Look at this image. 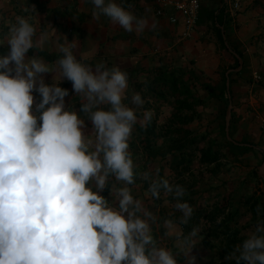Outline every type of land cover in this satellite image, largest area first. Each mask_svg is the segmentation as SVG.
Instances as JSON below:
<instances>
[{
    "label": "clouds",
    "instance_id": "obj_1",
    "mask_svg": "<svg viewBox=\"0 0 264 264\" xmlns=\"http://www.w3.org/2000/svg\"><path fill=\"white\" fill-rule=\"evenodd\" d=\"M90 2L96 20L107 17L128 32L147 26L118 0ZM45 41L23 15L0 40V264H179L181 254L195 264L189 253L197 232L176 233L181 253L160 246L152 230L155 215L133 195L137 173L129 141L138 117L126 103L127 73L104 62L83 63L75 40L60 45L55 65L29 55ZM46 73H55L51 84ZM65 78L80 97L79 112L65 106ZM131 104L143 106L140 93L132 94ZM151 117L144 112L145 122ZM142 178L152 198L162 191L174 196L187 224L193 208L183 201V186L158 171ZM105 189L112 201L101 194ZM231 256L236 264H264V220Z\"/></svg>",
    "mask_w": 264,
    "mask_h": 264
},
{
    "label": "crops",
    "instance_id": "obj_2",
    "mask_svg": "<svg viewBox=\"0 0 264 264\" xmlns=\"http://www.w3.org/2000/svg\"><path fill=\"white\" fill-rule=\"evenodd\" d=\"M174 1L176 0H118L136 17L147 21V26L140 33L128 32L107 17L94 19V6L90 0L56 2L58 23L61 27H70V31H75L66 37L58 35L57 40L61 44L75 40L77 48L74 52L80 60L94 59L93 62L97 64L104 62L106 66H118L125 72L134 73L135 68L146 72L200 60L203 62L201 68L204 72L212 75L219 70L217 67L220 55L217 49L222 45L219 38L221 30L224 39L228 34L231 44L245 53L247 62L243 77L235 82V86L240 88L234 90L232 112L245 136L254 140L264 139V0H224L227 6L225 12L228 13L226 25L218 23L226 19L223 0H202L196 28L188 37L183 36L185 19L174 9ZM235 1L240 3V9L234 13L231 6ZM202 7L217 11V15H203ZM161 8L163 12L159 14L158 10ZM173 14L178 15L176 23L169 19ZM136 186L143 190L142 194H139L140 191L133 194L135 198L144 200L145 205L151 203L158 207V211L153 212L156 221L152 224L157 243L174 253H181L176 233H183L182 230L174 220L164 218L161 207L152 197L151 200L147 198L151 196L148 190L141 185ZM107 199L112 201L113 197ZM166 221H171V225ZM217 251V247L211 248L199 241L189 255L195 257V264H220ZM177 258L179 264H187L182 254Z\"/></svg>",
    "mask_w": 264,
    "mask_h": 264
},
{
    "label": "rangeland",
    "instance_id": "obj_3",
    "mask_svg": "<svg viewBox=\"0 0 264 264\" xmlns=\"http://www.w3.org/2000/svg\"><path fill=\"white\" fill-rule=\"evenodd\" d=\"M61 1L63 0H0V40H6L10 25L15 23L17 16L23 15L31 18V22L37 28V36H39L41 33H44L46 35V41L43 47H36L33 49H42L62 56V53H60L59 51V47L62 44L57 40L58 35L63 34L64 37H66L70 36L71 33L75 31H70V27H61L57 21L58 18L56 16H58V10L56 9L55 4L56 2ZM217 53L220 55V60L217 67L219 70L212 75L204 72L205 70L201 68L203 62L200 60H196V62L193 60H191L190 62L188 61L186 65H184V63H181L164 67L168 70V72H179L184 70L186 72V78H189L190 70L193 69L198 75L202 76L203 81L209 82L215 86H221L223 72L227 68L232 67L235 63L233 59L229 57V55L223 50V47L221 45L220 48L217 49ZM40 57H42L44 61L49 65H55L56 61L59 59L58 58L57 60L50 61L44 56ZM211 59L212 58H210V60ZM81 61L83 63H86L87 65L88 62H91L89 60L82 59ZM92 61L95 60L93 59ZM207 61L208 60H206V63ZM136 70L137 68H135L134 73L130 75L128 74L126 103H129L130 106L136 108L138 117L137 123L145 126L146 122L144 121V112L150 111L152 113V123L156 122L157 132L162 135L163 133H167L169 129L168 133L173 137V139H182L183 145H187L189 139H192L196 135L205 132L210 138L215 139L219 142L224 140L216 125L218 112L215 99L208 95L207 91L201 86L200 82H195L191 79L189 81L187 80L188 84L190 83L191 88H193V92L196 97V100L194 98H191L189 100V103L194 104V110L190 112H179V105L175 101L174 97L170 96L171 100H163L157 98L148 84V81H150V79L148 78L149 74L145 71L142 72ZM42 75L45 78V82L47 84H51L53 82L55 73H46ZM150 77L152 79L154 77V74ZM55 79H59L58 72L56 73ZM239 79V77H236L237 81ZM60 86L68 89L69 91V95L65 97L66 108L70 106V108H73L75 111L79 112L81 107L79 104L80 97L79 95H75L72 83L65 78L62 79ZM238 87L239 86L236 85V88ZM165 88H167V86H165ZM134 93H140V95L144 99V104L142 107L137 108L135 105L131 104V96ZM33 95L35 98V102L38 103L41 97L36 92H33ZM81 115L83 116V114ZM189 115L194 117L193 121H190L186 125L178 124V117H182L181 120L184 121L185 118L187 119L190 117ZM135 125L133 127L132 136L130 137L129 141V150L131 153L134 152L139 155V162L141 163V166L145 168L144 171L136 172L139 179H142V184L146 182V180L142 178V174L146 171L151 172L153 174V177H155V174L158 171L160 176L166 177L169 181L171 180V183L173 184H175L174 181L177 180V177H182L184 178V183L182 184L184 189L186 187H189V185H191L195 181V184L192 187H189L185 190L183 201L188 203V199L190 197H194L192 199H195L194 204H196V200L199 199L204 209L206 210V213H210V211L213 210V207L216 204L224 202L223 196H228L227 202L225 200L227 206L224 215H228V213H235L236 210H238L239 212L237 218L229 222L231 227L240 228L243 225H247L246 223L250 218V213L246 211L242 201V196L245 195V193L255 194L259 198L261 205L264 206V175L260 174L259 170V167L260 165H262L263 161L261 159V156L256 152L249 151L244 155H240V157L233 156V154L231 153L229 154V156L222 155L218 163L209 166L207 164H200L198 162L200 154H198L199 152H196V155L198 156L194 159L192 169L188 173L184 172V174L180 175V173H178L176 169H172V154L176 153V149L173 146L174 140L171 141L169 140V138H166L165 140L161 136L154 138L152 144L153 146H155V148L159 149L160 153L168 150L172 152V154H167L165 161L161 160V155H159L158 158L154 159L153 157L149 156L148 152H145L144 143L141 141L143 136H138V133H136L137 130ZM176 127L181 128L180 130L175 131ZM92 131L93 127L91 121L86 120L84 128L85 134L90 135ZM244 135V131L240 130L238 124V130L234 133V137H245L255 143L258 142L264 148V139L257 138L254 140L249 138L247 135ZM203 144L204 143H202L201 145ZM188 148L189 147L186 146V148H184L183 150L187 154H189ZM223 152H226L227 154L229 150L223 149ZM179 167L181 168V166ZM131 187L133 190V194H137L139 193V191V194H142V190L139 186L137 187L135 185ZM200 192L204 194H200ZM101 194L103 195V192ZM162 194H164L163 191L161 192V195ZM110 196L111 195L109 194L108 197ZM149 200H151V197ZM175 203L176 200L174 198V201H167L166 205L168 207L170 206L171 208H175ZM146 206L152 212L158 211V207L152 205L151 203H148ZM160 206L163 210L164 206ZM195 207L196 206H193V210L195 209ZM221 217L219 216V220L213 223L205 219H201L199 225L197 226V229H201L202 231H210L211 233L215 230L219 231L220 227L218 224L221 221ZM237 219L238 221L240 220V222H236ZM248 232L249 231H246L245 233ZM209 238L213 239V241L216 243V247L218 249L216 256L218 258V261H221L222 257H220L219 251H226L225 237L221 235L216 239V237L212 234ZM240 243L241 242H239L238 244ZM218 245H220L221 248H219ZM231 259L235 260V257L231 256Z\"/></svg>",
    "mask_w": 264,
    "mask_h": 264
},
{
    "label": "trees",
    "instance_id": "obj_4",
    "mask_svg": "<svg viewBox=\"0 0 264 264\" xmlns=\"http://www.w3.org/2000/svg\"><path fill=\"white\" fill-rule=\"evenodd\" d=\"M224 3V0L222 1ZM201 9V7H200ZM227 9L226 4L224 3V14L226 16V19L223 21H219V25H226L227 24V18L228 13L225 12ZM202 14L207 15L208 17L212 15H217V11H212L210 8L202 7ZM226 29V28H225ZM220 40L222 43V47L224 51L233 59L234 65L232 67L227 68L223 74H222V83L221 86H215L209 82L203 81L202 76L198 75L196 71L193 69L190 70L189 78H186L185 74L186 72L184 70L182 71H172L168 72V70L164 67L155 68L153 70H147L146 73H148V78L150 81H148V84L150 88L153 90L155 96L159 99L163 100H171V97H174L175 101L178 103V110L179 112L182 111H192L194 110V104L189 103V100L191 98H194L196 100V97L193 92V88H191L190 83L188 84L187 80L189 81L194 80L195 82H200L201 86L207 91L208 95L215 99V103L217 106V118H216V125L223 136L224 140L219 142L215 139H212L208 136V134L201 133L199 135H196L192 139L188 140L187 145H183L182 139H173V137L168 133H163L160 135L157 132V125L156 122L152 123V120L150 122H146V125L143 126L140 123H136V133H138V136L142 137V142L144 143V149L145 152H148L149 156L153 157L154 159L158 158L159 155H161V160L165 161L167 154L172 152L170 150L165 152H159V149L155 148L153 146L152 141L156 137H163L165 140L166 138H169V140H174L173 146L176 149V153L172 154V169H176L180 175L184 174V172L188 173L192 169V165L194 163V159L198 156L196 155V152H199V158L198 162L200 164H207L212 165L215 163H218V161L221 159V156H229V154H233V156L240 157V155H244L245 153L249 151L256 152L261 156L262 161H264V148L259 144L258 142H253L252 140H249L247 138H236L234 137V133L238 130V124L237 119H235L234 114L232 112V119L230 121V130L229 134L230 137L227 135L226 131V114L227 109L229 105L232 103L234 106V90L236 88L235 82L236 77L242 78L243 74L246 71L247 62H246V55L245 53L237 48L235 45L231 44L229 35H226V40H228L230 49L225 44V39L223 32L220 30ZM29 54H37L39 56H44L50 61L57 60L58 58H61V55H56L51 52H48L46 50L42 49H32L30 50ZM239 55L244 62L243 68L240 71L232 70L229 75L227 76L228 69H236L239 66V59L237 57ZM97 63L91 61L88 62L89 66L95 67ZM109 67V66H107ZM110 68V67H109ZM127 74H132L130 71H126ZM154 74V77L151 79V75ZM229 79L230 85L229 88L227 86V80ZM167 88H165V86ZM162 87V88H160ZM183 96V97H181ZM188 112V113H189ZM190 116V115H189ZM182 117H178V124L179 125H186L190 121L194 120L193 116H190L189 118H185L184 121L181 120ZM181 127H176L175 131L180 130ZM245 136V135H244ZM132 143V142H131ZM204 143L203 145H201ZM188 146L189 148V154H187L184 150ZM170 149V148H169ZM223 149H228L229 152L224 153ZM132 158L134 160L135 165V172L138 171H144L145 168L141 166V163L139 162V155L137 153H131ZM261 161V162H262ZM139 162V163H138ZM263 163V162H262ZM181 166V168L179 167ZM190 174V173H189ZM262 178V177H261ZM264 182V179H263ZM171 183V180H170ZM175 184H179L183 186L184 178H178L174 181ZM195 184V181L189 185V187H192ZM134 185H141L144 187L145 190H148L149 188V182L146 181L142 184V179H139L138 176H136V183ZM189 187H186L185 190ZM143 190V188H142ZM109 190L105 189L103 191V195L108 198L109 196ZM200 194H204L201 193ZM151 197V196H150ZM148 196L147 198L150 199ZM194 197H190L188 199V203H190V206L193 208V206H196L193 210V215L188 221L187 224L181 223V217L182 213L179 210H176L174 207H168L165 203L174 201V196L170 194H162L159 199L152 198L154 202L160 206L163 205L164 209H161V212L163 213L164 218H171V220H174L178 226L179 229L182 230V234L184 236H187L191 231L195 230L197 232V236L195 239V244L199 241H201L204 245L211 246V248L216 247V243L213 241V239L209 238L210 235H214L217 239L218 236L223 235L225 237L226 242V251H219L220 257H222V260L220 264H236L235 260L231 259V253L234 251L235 246L242 242L243 239L247 237L248 234H250L252 231L255 230L256 225L261 220H264V206L261 205L259 198L255 194H248L245 193V195L242 196L243 205L248 213H250V218L248 219L247 225H243L242 227H231L230 221L237 218L238 210L235 211V213H228V215H224L226 211V203L228 196H223L224 202H221L219 204H216L213 207V210L210 211V213H206V210L204 209L202 203L197 199V203H195V199H192ZM167 200V201H166ZM161 207V206H160ZM259 209V212H258ZM221 217V221L219 222V231H202L201 229H197V226L199 225V222L201 219H205L207 221H210L211 223L218 221V217ZM250 221V222H249ZM238 221V219L236 220ZM198 230V231H197ZM246 231H249L248 233H245ZM207 234V236H206ZM200 238V239H199ZM218 243V242H217ZM219 248L220 245H218ZM228 258V259H227Z\"/></svg>",
    "mask_w": 264,
    "mask_h": 264
},
{
    "label": "built area",
    "instance_id": "obj_5",
    "mask_svg": "<svg viewBox=\"0 0 264 264\" xmlns=\"http://www.w3.org/2000/svg\"><path fill=\"white\" fill-rule=\"evenodd\" d=\"M161 1L164 2L165 0ZM172 4L177 13L181 14L185 19V32L183 33V36H190L196 28L202 0H176ZM239 8L240 3L238 1H235L231 6L234 13L237 12ZM162 12V8L158 10L159 14H162ZM169 19L172 23H176L179 20L178 15L176 14L169 16Z\"/></svg>",
    "mask_w": 264,
    "mask_h": 264
},
{
    "label": "water",
    "instance_id": "obj_6",
    "mask_svg": "<svg viewBox=\"0 0 264 264\" xmlns=\"http://www.w3.org/2000/svg\"><path fill=\"white\" fill-rule=\"evenodd\" d=\"M225 44L226 46L230 49V45L228 43V41L226 40V36H225ZM238 59H239V66L236 68V69H231L227 72V76L229 75V73L232 71V70H236V71H240L242 68H243V65H244V62H243V59L237 55ZM229 85H230V81L229 79L227 80V86L229 88ZM232 111H233V105L232 103L229 105L228 109H227V114H226V121H227V124H226V131H227V135L230 137V134H229V130H230V121L232 119ZM259 170H260V174L264 175V161L262 163V165H260L259 167Z\"/></svg>",
    "mask_w": 264,
    "mask_h": 264
}]
</instances>
